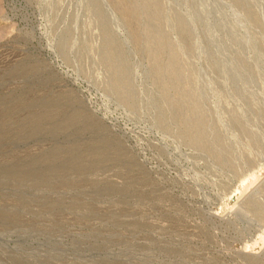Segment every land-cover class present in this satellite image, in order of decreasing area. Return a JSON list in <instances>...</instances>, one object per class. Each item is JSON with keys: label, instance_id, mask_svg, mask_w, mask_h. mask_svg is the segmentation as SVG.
<instances>
[{"label": "rangeland", "instance_id": "374dc122", "mask_svg": "<svg viewBox=\"0 0 264 264\" xmlns=\"http://www.w3.org/2000/svg\"><path fill=\"white\" fill-rule=\"evenodd\" d=\"M0 264H264V0H0Z\"/></svg>", "mask_w": 264, "mask_h": 264}]
</instances>
